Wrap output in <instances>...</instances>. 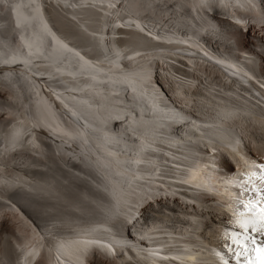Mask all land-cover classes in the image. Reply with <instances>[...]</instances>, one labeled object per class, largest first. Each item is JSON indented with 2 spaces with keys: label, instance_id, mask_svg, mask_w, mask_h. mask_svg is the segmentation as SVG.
Here are the masks:
<instances>
[{
  "label": "bare ground",
  "instance_id": "obj_1",
  "mask_svg": "<svg viewBox=\"0 0 264 264\" xmlns=\"http://www.w3.org/2000/svg\"><path fill=\"white\" fill-rule=\"evenodd\" d=\"M242 148L264 163V0H0V264H160L159 237L237 264L176 181Z\"/></svg>",
  "mask_w": 264,
  "mask_h": 264
},
{
  "label": "snow or ice",
  "instance_id": "obj_2",
  "mask_svg": "<svg viewBox=\"0 0 264 264\" xmlns=\"http://www.w3.org/2000/svg\"><path fill=\"white\" fill-rule=\"evenodd\" d=\"M264 169V166H261ZM261 183L257 186L256 181ZM253 184V191L264 192V170L260 175L251 173L241 188V196L247 191L246 185ZM245 211L235 214L232 223L239 231L225 232L224 239L227 241L226 247L233 253L237 264H264V242L253 239L250 233L264 234V195L256 202H244Z\"/></svg>",
  "mask_w": 264,
  "mask_h": 264
},
{
  "label": "rangeland",
  "instance_id": "obj_3",
  "mask_svg": "<svg viewBox=\"0 0 264 264\" xmlns=\"http://www.w3.org/2000/svg\"><path fill=\"white\" fill-rule=\"evenodd\" d=\"M38 258H39V255L37 254V255L34 257V262H37Z\"/></svg>",
  "mask_w": 264,
  "mask_h": 264
}]
</instances>
